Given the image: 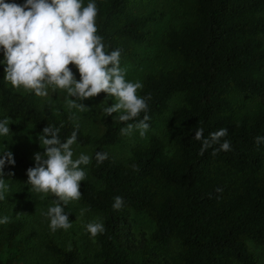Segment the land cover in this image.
<instances>
[{
	"label": "trees",
	"instance_id": "trees-1",
	"mask_svg": "<svg viewBox=\"0 0 264 264\" xmlns=\"http://www.w3.org/2000/svg\"><path fill=\"white\" fill-rule=\"evenodd\" d=\"M89 2L97 5V35L105 52L121 50L120 60L137 55L160 15L155 8L134 12L129 0H82V7ZM176 2L181 18L158 39L164 62L140 78L137 94L150 96L148 111L121 122L120 113H104L110 106L105 93L86 99L84 105H101L98 134L85 131L62 104L13 90L0 64V121L10 116L11 130L29 124L38 136L46 125L59 128L60 138L75 130L76 144L91 148L88 173L94 181L80 182L77 203L97 213L105 231L94 237L89 264H254L249 244L264 246V143L254 139L264 137V0ZM176 93L182 101L170 109L163 129L171 149L150 135L127 157L115 158L108 147L120 142L121 128L144 115L150 125ZM201 128L203 139L227 128L220 143L229 141L231 150L213 155L219 144H212L201 154L202 140L194 138ZM97 152L107 153V159L97 164ZM16 161L25 170L31 167L22 155ZM116 196L123 198L120 210L112 207ZM130 211L152 221L147 235L132 231ZM23 223L17 214L0 224V264H14L33 233L20 234ZM42 244L53 255L52 264H88L74 243L62 246L46 236Z\"/></svg>",
	"mask_w": 264,
	"mask_h": 264
},
{
	"label": "clouds",
	"instance_id": "clouds-1",
	"mask_svg": "<svg viewBox=\"0 0 264 264\" xmlns=\"http://www.w3.org/2000/svg\"><path fill=\"white\" fill-rule=\"evenodd\" d=\"M97 5L89 2L82 7V0H25L23 4L0 0V50L4 59V80L13 90L31 91L37 97H46L49 90H65L69 109L80 112L89 110L82 101L93 98L100 93L115 100L111 106L103 109L107 116L120 113L119 121L137 120L140 114L148 111V97L138 96L137 91L143 85L125 79V70L120 67L121 50L106 53L102 37L97 35ZM72 64L79 72L76 80ZM77 101H80L79 103ZM148 115L136 123H128L121 128L122 135L130 136L139 130L143 138L150 125ZM10 118L0 121V136H8ZM78 129V125L76 126ZM60 129L46 125L42 135L38 136L40 147L44 151L34 154L35 166L26 170V184L31 191L41 194H53L57 200L55 206L48 209L45 215L49 219V228L54 233L59 229L68 230L72 223L65 213V206L78 201L82 193L80 182L86 178L81 166L91 163L92 157L81 153L73 159L72 146L77 141V131L65 138L59 135ZM228 129L211 133L203 139V129L195 132V139L202 140L201 154L212 144H219L218 151H230V142L221 138L227 136ZM257 145L264 143V137L254 138ZM97 164L107 159V153L95 154ZM14 165L13 153L6 150L0 154V200H3L7 185L4 182V168ZM135 167V166H134ZM7 176H13L8 172ZM220 191V189H217ZM123 198L114 197V210L123 207ZM87 209H82L81 214ZM9 222V217L0 218V224ZM87 232L96 237L105 231L101 222H90Z\"/></svg>",
	"mask_w": 264,
	"mask_h": 264
},
{
	"label": "rangeland",
	"instance_id": "rangeland-1",
	"mask_svg": "<svg viewBox=\"0 0 264 264\" xmlns=\"http://www.w3.org/2000/svg\"><path fill=\"white\" fill-rule=\"evenodd\" d=\"M14 1L18 4L25 2V0ZM176 4V0H129L128 8L134 12L138 13L146 9L155 8L160 12V15L150 23L152 31L148 36V41L137 46V55L131 58L123 57L120 60V67L125 70V79L127 81L133 83L140 82V78L145 71L164 62V60H161L163 56L160 55V50L157 47L160 45V43L158 44V39L167 25H174L180 20L181 15L177 10ZM150 46L153 47L148 49ZM0 58L2 60L4 59L2 50H0ZM74 76L79 81V72L74 73ZM18 91L23 92L24 90ZM35 97L39 102H45L51 105H55V103L62 104L66 110L72 112L75 121L85 131L94 134L101 132L102 126L98 120L101 113L100 103L94 102L85 105L89 107V110L80 112L78 109L68 108L67 100L72 99V97H68L65 90L58 89L55 92L49 90L48 96L37 97L35 95ZM109 100L110 106L115 103L113 98L109 97ZM181 101L180 94L176 93L172 95L167 108L163 113L153 118L143 138L139 135V130H134L130 136L121 134L120 142L109 146L108 150L115 158H125L130 154L133 147L144 144L150 135H155L163 140L165 149L169 151L171 149L170 144L163 136V129L170 109L180 104ZM5 118H10L9 126L10 122L14 121L10 116H5ZM60 139L63 142L65 138ZM6 148L13 153L15 164H6L4 168L5 177L3 179L7 185V189L3 193L5 198L0 200V218L5 216L13 217L17 214L24 216V223L22 224L20 234L24 235L28 231L33 232L28 236L25 247L14 260V264H52L54 257L42 244L46 236L52 237L62 246H69L70 243H74L80 259L86 260L89 264L93 261L94 237L87 232L86 225L90 222H100L99 215L90 210L84 211L81 214V210L86 208L78 204L77 201L70 202L65 207V213L68 215L69 222L72 223L71 228L68 230L59 229L53 233L49 228V219L45 213H47L50 207L55 206V202L52 201L49 193L41 194L31 191V186L26 184V170L16 161L17 156L22 155L25 162L29 163L31 167L35 166L34 154L44 151L42 145L40 147L38 135L32 132V127L29 124H22L16 129L11 130L8 136H0V154ZM72 150L74 153L73 159L78 158L81 153L90 156L92 152L90 147L80 146L76 143L72 146ZM81 167L87 174L86 178L93 180L89 176L88 165ZM8 172H13L14 175L12 177L7 176L6 174ZM130 223L132 225V231L136 234L142 233L147 235L153 228L152 221L142 212L130 211ZM249 247L255 256L254 264H264V246L250 243ZM170 248L167 253L168 255L171 254L173 244L170 245Z\"/></svg>",
	"mask_w": 264,
	"mask_h": 264
}]
</instances>
